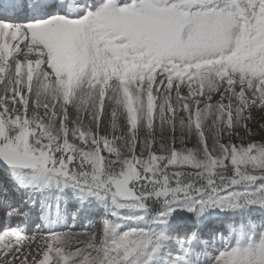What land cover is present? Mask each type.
Returning a JSON list of instances; mask_svg holds the SVG:
<instances>
[{
	"label": "snow or ice",
	"instance_id": "obj_1",
	"mask_svg": "<svg viewBox=\"0 0 264 264\" xmlns=\"http://www.w3.org/2000/svg\"><path fill=\"white\" fill-rule=\"evenodd\" d=\"M0 264H264V0H0Z\"/></svg>",
	"mask_w": 264,
	"mask_h": 264
}]
</instances>
